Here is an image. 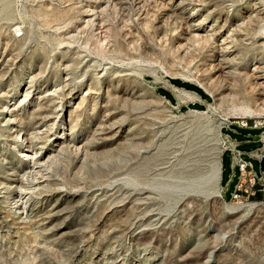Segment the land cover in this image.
<instances>
[{
  "label": "rangeland",
  "instance_id": "rangeland-1",
  "mask_svg": "<svg viewBox=\"0 0 264 264\" xmlns=\"http://www.w3.org/2000/svg\"><path fill=\"white\" fill-rule=\"evenodd\" d=\"M205 2L231 26L232 52L210 39L185 42L177 29L164 32L159 25L167 19L153 0H108L100 9L102 30L86 23L68 46L63 33L94 0H0V107L21 98L29 75L37 88L59 81V59H70L77 76L103 70L93 76L102 93L71 117L69 132L81 146H63L48 159L45 184L25 200L22 218L12 212L10 192L0 201V264H264V192L256 184L251 201L230 199L239 171L231 170L228 152L218 195L211 184L156 185L205 176L220 152L224 120L264 116L248 75L254 64L264 66V19L254 20L249 7L256 3L264 15V0ZM170 79L197 85L206 96L183 87L189 93L178 95ZM19 106L30 121L31 102ZM112 126L118 131L102 134L101 127ZM6 132L0 122V179L12 166L30 183L33 175L7 146ZM225 132L245 153L257 146L258 129L233 123ZM251 161L264 173V158Z\"/></svg>",
  "mask_w": 264,
  "mask_h": 264
},
{
  "label": "bare ground",
  "instance_id": "bare-ground-1",
  "mask_svg": "<svg viewBox=\"0 0 264 264\" xmlns=\"http://www.w3.org/2000/svg\"><path fill=\"white\" fill-rule=\"evenodd\" d=\"M107 2L108 0H94L91 7L83 9L79 14V21L76 23L75 27L63 33L61 39L63 40L61 41L62 46H68L73 40L76 32L86 23L92 22L96 25L97 29L101 31L103 27L100 9L103 8ZM153 2L161 6L164 11L162 13L167 19V24L163 22L159 25L163 28L164 32L168 28L177 29L179 31L178 36L185 42H197L210 39L216 49L228 52L233 51L229 48L231 32L227 29L229 26L231 31V26L227 24L226 19L221 14L215 15V9L208 6L205 0H153ZM249 7L253 9L254 13L252 18H254V20L264 19L263 8H260L256 3H253ZM231 25L233 26L232 31H234L239 29L241 23L235 20ZM15 36L17 37L19 34H15ZM262 38L263 36H258L256 40L261 43ZM78 55L82 56L80 61L81 65L86 68L90 66V64H88V59H85L81 54ZM5 62H8V59L5 60ZM10 62L12 65H16L18 60L13 57L12 59L10 58ZM70 62V59H59L60 80L49 83L45 87L37 88L38 86L32 83V79L34 78L33 75H29L21 86V98L16 99L11 97L0 107V122L7 130L6 144L9 148L15 150L17 158L23 161L26 171L33 175L32 181L30 183H25L23 174L15 171L11 166V172L6 173L0 179V201L6 197L7 192H10L13 199V204L11 206L12 212L18 218H22L26 214L27 206L25 205V200L32 196L34 191L40 190L45 184L46 176L44 174V166L48 159L63 146L72 145L74 148L75 146H81V140L73 138L69 132L71 117L76 111V108H79L84 100H91L96 94L98 95L103 91V87L98 88L94 84V78L96 77H93H100L103 70L100 71L94 68L92 75L85 77L84 71L77 76ZM6 72L7 71H5V73ZM127 74L128 73L121 72L118 75ZM248 75L250 76L249 84L258 89L261 100H264V66L259 63L254 64L250 68ZM85 78L88 80L87 83L85 82ZM81 86H84V89L80 96ZM171 86L177 91L178 95H180V93H189L184 89H180L173 85ZM104 88L106 87L104 86ZM129 95L131 97H139L140 94L131 91ZM35 98L37 101L40 100V103L36 106L33 105ZM24 101L28 103L31 102L29 114L32 116V119L30 121H26L24 115L19 112V104ZM104 111H106V115L111 113L108 108H104ZM263 117L264 116L258 118ZM58 130H61L62 134L60 136L57 134ZM110 130H114L115 132L118 131L117 126L101 127L103 135H109ZM220 166V152H218L215 155L213 168L205 176L193 175L194 177L190 178L186 184L184 183L182 185L178 184L176 180L166 183L158 182L156 185L162 187H203L211 184L214 188V192L218 195ZM41 194L47 195L48 193L42 192Z\"/></svg>",
  "mask_w": 264,
  "mask_h": 264
},
{
  "label": "built area",
  "instance_id": "built-area-1",
  "mask_svg": "<svg viewBox=\"0 0 264 264\" xmlns=\"http://www.w3.org/2000/svg\"><path fill=\"white\" fill-rule=\"evenodd\" d=\"M233 123L241 127L258 129L256 138L257 146L255 148L245 153L238 147L239 141L231 137L228 132H225V129H231ZM222 127H224V131H222ZM222 127L220 128L219 133L220 169L222 168V155L223 153L228 152L231 158V170L237 167L239 171L238 179L230 193V199L251 201V195L257 190L255 188L256 184L260 185L261 191L264 192V173L261 171V173L258 174L251 161V159H257L260 161L264 158V117H255L249 120L242 117L237 121L226 119L224 120ZM246 141L249 142V139ZM244 154L247 155V158Z\"/></svg>",
  "mask_w": 264,
  "mask_h": 264
},
{
  "label": "trees",
  "instance_id": "trees-1",
  "mask_svg": "<svg viewBox=\"0 0 264 264\" xmlns=\"http://www.w3.org/2000/svg\"><path fill=\"white\" fill-rule=\"evenodd\" d=\"M170 82L177 87H183L185 89L193 90L197 94H199L201 97L206 96V93L197 85H194V84H191L188 82H183L180 79H170ZM162 92L166 98H168L169 100L172 99L171 94L168 91L162 90ZM192 107L193 108H199L201 106L199 104H193Z\"/></svg>",
  "mask_w": 264,
  "mask_h": 264
}]
</instances>
